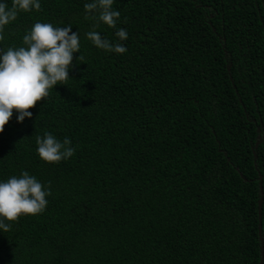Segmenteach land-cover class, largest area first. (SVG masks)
<instances>
[{"label": "trees", "instance_id": "16d2710c", "mask_svg": "<svg viewBox=\"0 0 264 264\" xmlns=\"http://www.w3.org/2000/svg\"><path fill=\"white\" fill-rule=\"evenodd\" d=\"M86 2L40 0L0 33L3 50L37 21L80 37L66 85L0 131V179L51 190L6 221L0 264H261L264 0H113L115 27L94 30L120 54L85 37ZM45 131L73 155L42 161Z\"/></svg>", "mask_w": 264, "mask_h": 264}, {"label": "clouds", "instance_id": "9594fccd", "mask_svg": "<svg viewBox=\"0 0 264 264\" xmlns=\"http://www.w3.org/2000/svg\"><path fill=\"white\" fill-rule=\"evenodd\" d=\"M113 0H91L83 4L85 18L91 17L93 30L85 37L98 49L117 54L124 53L122 43L102 38L94 29L99 23L115 27L119 12L112 8ZM40 0H0V33L15 20L18 12L38 11ZM71 26L54 27L51 23L35 22L22 36V46L0 49V131L16 113V121L32 117L29 111L37 101L45 99L56 85H66L69 69L73 66V53L80 50L79 35L70 32ZM127 32L118 28L114 36L118 41L127 38ZM80 59V55L76 60ZM36 155L44 162L56 163L73 155L74 148L68 137L61 141L45 131L35 137ZM51 190L34 175L21 171L19 175L0 179V232L7 231L11 221L21 215H36L45 210Z\"/></svg>", "mask_w": 264, "mask_h": 264}, {"label": "water", "instance_id": "95a60500", "mask_svg": "<svg viewBox=\"0 0 264 264\" xmlns=\"http://www.w3.org/2000/svg\"><path fill=\"white\" fill-rule=\"evenodd\" d=\"M262 193H263V191H262ZM262 209V201L260 202V210ZM261 215H260V233L262 232V223H261ZM262 241H263V238L261 239ZM263 253H262V255H263V257L261 258V264H264V251H262Z\"/></svg>", "mask_w": 264, "mask_h": 264}, {"label": "flooded vegetation", "instance_id": "af4514ba", "mask_svg": "<svg viewBox=\"0 0 264 264\" xmlns=\"http://www.w3.org/2000/svg\"><path fill=\"white\" fill-rule=\"evenodd\" d=\"M260 179L262 180V175H260Z\"/></svg>", "mask_w": 264, "mask_h": 264}]
</instances>
